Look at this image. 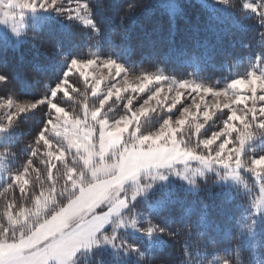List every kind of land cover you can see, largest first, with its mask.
<instances>
[{"label": "snow or ice", "instance_id": "obj_1", "mask_svg": "<svg viewBox=\"0 0 264 264\" xmlns=\"http://www.w3.org/2000/svg\"><path fill=\"white\" fill-rule=\"evenodd\" d=\"M63 2L64 0H29L28 11L34 14V27L37 31L54 39L51 21L42 20L36 15L38 12L54 11L70 20L82 22L90 29V33L100 35V26L93 16V0H77L75 8H61L59 5ZM194 2L204 6L203 0ZM217 2L223 4L224 0ZM173 4L172 11L167 13L166 27L174 43L178 21L186 18V10L179 0H173ZM135 10L132 5L127 6L125 15L121 16V27L125 18ZM241 10L253 13L261 29H264V0H242ZM231 12L235 16L236 12ZM235 23L242 24L238 19ZM154 27L162 30L165 24L156 22ZM10 32L16 36L21 34L18 29ZM230 34L228 29L223 34L217 31L214 33L215 42L222 43ZM260 35L264 38V31ZM127 38L125 29L119 36V47L125 51ZM197 45L204 50V55L214 47L207 37L198 40ZM61 48L59 43H55L59 64L65 67V71L54 85H45V95L34 101L24 102L11 96H0V109H5L8 113L7 121L0 123V133L17 126L18 119L23 114L37 112L42 107L52 105L56 96L63 95V89L68 87V82L74 75L86 79L93 95L101 93L102 82L111 81V86L104 84V99L95 108L85 106L79 116H74L63 110L62 106L59 112L53 107L51 111L58 112L56 119H43L36 129L33 138L48 156L45 164L49 170L50 186H53L57 165L63 164L65 183L71 191L68 196L57 197L58 203L55 206L49 204L53 199L50 194L34 195L33 205L41 209L43 215L39 223L33 224L26 231L19 230L17 226L23 213L14 203L9 205L7 219L0 223V264H123L130 253L139 254L140 260H136V264H142L145 258L148 264H169L164 258L169 241L179 244L187 255L188 240L176 239L178 233L172 230L171 225L186 222L185 217L193 212L196 201L185 206L186 201L173 198V193L167 190L166 184L161 185L158 192L153 190L151 194L147 193V189L141 188L129 195L124 188L129 180L135 182L151 166H171L175 161L189 160H199L206 168H210L212 163L223 164L229 168L243 169L245 174L258 182L259 192L264 193V67H261L264 65V53L256 54L255 65L250 71L235 76L224 86L209 87L189 79L176 81L174 91L172 88L168 89L173 92L170 97L173 103L168 110L171 112L175 109L180 115L175 119L165 118L157 128L145 132L139 121L152 99L147 96V87L154 82H163L168 77L163 72H144L132 77L129 69L112 56L101 58L96 55L84 59L76 54L69 57ZM191 59L199 62L196 56ZM51 67L49 64H33L32 70L44 72ZM8 82L9 75L0 72V84ZM127 91L144 93L147 96L144 104L139 108L130 104L119 119H106L105 110L109 100L120 98ZM205 94H211V102L205 100ZM189 99L191 103L188 102ZM236 104L243 106L234 107ZM61 122L63 128L57 130L64 136L65 143L57 147L49 140L48 130ZM89 122H94L95 127ZM189 123H194L192 139L195 148L189 147L181 139L183 129ZM114 131H119V136L114 140L109 139ZM254 137H262L261 148L245 158L248 142ZM8 139L11 141L12 138ZM228 144L234 145V148H226L225 145ZM222 149L224 155H221ZM74 155L79 158L78 167L69 163ZM33 167V160H26L21 169L6 181L21 196L27 191L29 172ZM84 175H91L92 180L85 182L82 179ZM181 178L193 185L196 195L199 194L194 179L184 175ZM159 179L167 182L168 177L162 176ZM93 180L99 182V186L93 187L100 191L102 186L105 195L110 196L115 203L105 202L99 196L92 197L89 185H92ZM233 200L234 197L229 195L226 203L232 204ZM178 206L183 211L180 217H175L172 212ZM137 209L141 210L144 223L149 227L146 230L142 227L133 228L142 239L139 243L130 244L127 239H121L120 233L127 232V228L116 225L113 214ZM209 215V205L201 202L199 222L203 224ZM252 215L253 228L249 237L247 240L241 239L238 246V253L248 256L257 247L264 249V210L257 208ZM257 220L260 221L259 239L253 242ZM106 233L113 235L109 238L105 236ZM187 235L190 237L191 232ZM105 252L111 254L107 262L103 258Z\"/></svg>", "mask_w": 264, "mask_h": 264}, {"label": "trees", "instance_id": "obj_2", "mask_svg": "<svg viewBox=\"0 0 264 264\" xmlns=\"http://www.w3.org/2000/svg\"><path fill=\"white\" fill-rule=\"evenodd\" d=\"M93 2V16L101 29L99 36L90 33V29L80 21L50 15L43 20L51 21L54 39L37 31L31 21L24 27L23 38L17 44L0 38V49H3L0 50V72L9 75V82L0 84V96L36 99L45 95L47 92L45 85H54L65 71V67L59 64V53L55 51V43H59L61 51L67 53L69 57L76 54L81 57L90 54L112 56L132 71L163 72L167 77L193 79L212 86H224L235 76L247 73L255 65L256 54L264 53V38L260 35L264 29H261L253 13L249 11L244 13L241 10L242 0H228L227 7H218L206 1L201 7L194 0H179L186 10V18L178 21L174 43L166 27L167 13L174 7L173 0L165 4L158 0H93ZM73 4H77V0H71V3L64 0L59 6ZM128 5H132L136 10L125 18L121 27V16L125 15ZM231 11L236 12L235 16ZM237 19L241 25L235 23ZM156 22L164 23L165 27L162 30L154 27ZM125 29L128 33L126 51L119 47V36ZM225 29L231 34L226 36L222 43H216L214 33L218 31L223 34ZM205 37L214 45L207 55L203 54L204 50L201 47L196 46V42ZM193 56L199 58L198 63L191 59ZM33 64H49L52 67L48 71L35 72L32 70ZM102 97V92L97 95L90 92L86 79L74 75L68 82V87L63 89V95L56 96L53 104L62 106L74 116H79L85 106L92 109L100 104ZM137 97L129 101V94L124 93L120 98H112L106 106L105 118L109 121L119 119L125 114L127 106L139 103L140 96ZM52 105L42 107L37 112L23 114L18 119L17 126L5 130L9 135L0 144V151L5 152L7 157L6 175L0 178V223L7 219L9 205L14 203L23 213L17 221L21 231H26L42 218L41 209L33 205L34 195L50 194L53 199L49 204L55 206L58 203L57 197L68 196L71 191L65 183L63 164L57 165L53 186H50L49 170L45 164L48 159L47 152L33 138L43 119L53 120L55 112L51 111ZM166 115L168 112L163 110L149 113L139 121L141 129L145 132L154 130ZM184 132L181 139L185 140L189 147L195 148L196 145L192 144L193 132L187 131L186 128ZM8 137L12 138L11 141ZM48 138L54 146L64 144L51 134L50 128ZM261 140L262 137H254L248 142L245 158L253 151L260 150ZM28 159L33 160L34 167L29 172L27 191L21 196L6 181L20 170ZM69 163L78 167L79 158L74 155ZM220 176L213 171L195 178L196 187L199 188L198 195L195 188L190 190L179 180L164 183L167 190L173 193V198L186 201L185 206L191 204L193 200L196 201L193 212L185 217L186 222L171 225L172 230L178 233L176 239L188 240L189 252L185 255L179 244L169 241V248L164 256L169 264H264L262 248L251 250L250 256L238 253L240 240H247L253 228L252 213L257 208L260 193L258 182L254 177L245 174L243 169L240 170L239 183L234 185L225 184L220 180ZM82 179L87 182V175ZM164 184L156 186L148 194L153 190L158 192L160 186ZM229 195L234 197L232 204L226 203ZM201 202L209 205L210 213L203 224L198 219ZM262 202L264 203V200ZM182 211L183 208L178 206L172 215L180 217ZM122 216L135 217V228L142 227L146 230L149 227L144 223V216L139 209L122 213ZM125 227L127 232L120 233L121 239H127L130 244L139 243L141 235ZM255 229L253 242L259 239V220ZM189 231L190 237L187 235ZM110 255V252L103 254L106 262L110 260ZM136 260H140L139 254L130 253L123 260V264H136ZM142 264H148L147 258Z\"/></svg>", "mask_w": 264, "mask_h": 264}, {"label": "rangeland", "instance_id": "obj_3", "mask_svg": "<svg viewBox=\"0 0 264 264\" xmlns=\"http://www.w3.org/2000/svg\"><path fill=\"white\" fill-rule=\"evenodd\" d=\"M158 1L165 4L169 2L170 0H158ZM204 1L208 2L211 5H216L218 7L228 6L227 4L228 0H224L223 4L218 3L217 0H203V2ZM28 5H29V0H0V38L1 39H6L7 41H12L13 43L17 44L23 38V30L26 24L29 21L34 23V18H33L34 14L31 11H28ZM76 6L77 4H73V6L66 5V6H60V7L61 8H66V7L75 8ZM36 15L42 20L45 19L46 17H50V15L57 16V17L60 16L54 11H50L48 13L38 12L36 13ZM62 17H64L66 20L68 19L67 16H62ZM15 29H18L20 31L21 34L19 36L13 35L10 32V30H15ZM92 56H96V54H90L82 58L88 59ZM101 58H105V57H101ZM144 72H150V71H132L131 69H129V74L132 77L139 76L140 74ZM178 80L180 79L168 77V79L163 82H154L153 84L147 87V96H151L152 99L150 100V105L147 108V111L144 113V116L148 115L149 113H152V112L154 113V112H158L162 110L168 112V115H166L165 118L170 117L172 119H175L176 116L180 115L179 113L176 112L175 109H173L171 112L168 110L169 106L172 105L173 103L172 99L170 98L173 95V92L168 91V89L172 88L174 91L175 83ZM189 80H192L197 83H201L193 79H189ZM105 83L108 85V87L111 86V81L102 82V85H101L102 94H104L103 87ZM204 85L209 86V87H220V86H212V85H207V84H204ZM125 93L129 94V101L134 100L138 95L140 96V100L138 101L139 103L134 104V106H136L137 108L142 106L144 104V100L147 98V96H145L144 93H141L139 91H136V92L127 91ZM102 99H104V96L102 97ZM16 100L19 102H24V101H34L35 99H16ZM205 100L211 102L212 100L211 94H205ZM188 102L191 103V100L189 99ZM233 106L242 107L243 105L236 104ZM52 107H56L58 109V112L61 111L59 106H56L53 104ZM201 110H203V103L201 104ZM58 112H55L53 120L56 119ZM7 118H8L7 110L0 109V123H5L7 121ZM89 123L93 128L95 127L94 122H89ZM237 124H239L238 121H237ZM121 127L123 128V125H121ZM193 127H194V123H189V125L186 126L185 128L187 131L193 132ZM57 128H60V129L63 128L62 122L59 123L56 127L50 128L51 134L57 139L61 140L63 143H65L64 136L57 130ZM185 128L183 129V133H185L184 132ZM119 134H120L119 131H114L112 134V137H110L109 139L114 140L115 138L119 136ZM8 135L9 133L5 131L3 133H0V144L3 142L4 138L7 137ZM172 135L175 136V133H172ZM157 143H159V141H157ZM192 144L195 145L194 142ZM225 147L234 148L232 144L225 145ZM5 154H6L5 152L0 151V178L6 175L7 157L5 156ZM224 154H225L224 150L222 149L221 155H224ZM101 163H104V161H101ZM240 170L242 169H233V168L226 167L223 164H217V163H212L210 168H206L204 167L203 164H201L199 160H189L187 162L175 161L171 164V166L156 165V166L149 167L147 169V172L146 173L142 172L135 182L129 180L124 185V188L128 192L129 195L132 192L139 191L141 188L147 189V193H148L150 190H152L153 188H155L156 186L160 184H164V183H167L173 180H179L180 182H183L187 186L188 189L194 190L193 185L188 184L186 180H183L181 178L182 175L187 176L191 179H195L199 175H201V173L204 174V173L213 172V171L218 173V175H221L220 180L223 181L225 184L234 185L236 183H239L240 181L239 180ZM162 176L168 177L167 182L159 179ZM87 177H88V181L92 180L91 175H87ZM93 185L99 186V182L93 180L92 185H89L93 198H96L97 196H99L101 197V199H104L105 202L111 201L112 203H115V201L112 200L110 196L105 195V193L103 192L102 186L100 187V191H97L96 188L93 187ZM149 185H151L150 188L148 187ZM263 200H264L263 193H259L258 202L256 204V207L261 210L264 209V203L262 202ZM113 221L118 226H124V227L127 226L131 229L135 228V224H136L135 217L134 218L133 217L132 218L123 217L122 213H114ZM112 235L113 234L111 235L105 234V236L109 238Z\"/></svg>", "mask_w": 264, "mask_h": 264}]
</instances>
